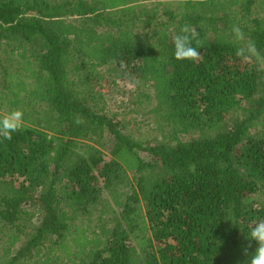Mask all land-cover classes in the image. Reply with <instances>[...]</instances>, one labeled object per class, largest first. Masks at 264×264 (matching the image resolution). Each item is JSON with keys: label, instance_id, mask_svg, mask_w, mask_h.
<instances>
[{"label": "trees", "instance_id": "obj_1", "mask_svg": "<svg viewBox=\"0 0 264 264\" xmlns=\"http://www.w3.org/2000/svg\"><path fill=\"white\" fill-rule=\"evenodd\" d=\"M130 5L0 0V97L20 85L19 110L36 100L50 134L21 127L0 138L1 264H248L255 252L264 62L236 56L232 27L264 54V0ZM185 24L199 34L196 61L174 58ZM122 77L141 84L128 113L151 102L147 114L165 125L159 139L143 144L109 114L106 96ZM105 131L116 144L109 160ZM136 152L147 159L129 177L114 155Z\"/></svg>", "mask_w": 264, "mask_h": 264}, {"label": "rangeland", "instance_id": "obj_2", "mask_svg": "<svg viewBox=\"0 0 264 264\" xmlns=\"http://www.w3.org/2000/svg\"><path fill=\"white\" fill-rule=\"evenodd\" d=\"M102 2L103 0H98ZM108 9L110 10H120V8L124 9L127 8L130 5V0H106ZM180 3L172 2L169 4V7L171 9H175L177 7H180ZM144 5H134V7L140 8ZM115 8V9H114ZM127 18V17H126ZM96 24H99V21L97 23H93L91 26H95ZM88 25V24H87ZM99 28V27H98ZM4 59L7 61H10L11 64H13V67H11L12 71H15L19 69L17 66V63L12 60L10 55L8 53L4 54ZM141 84H133L126 78H120L115 81V84L111 85V92H109L106 96L107 100V106L108 111L110 115H117L118 120L122 122V125H124V128H122V132L127 133V131L131 129H138L135 131L136 136H142L144 139H141L143 144L149 143V141H153L155 139H159L160 132L164 130V124L160 123L153 117L147 114L148 110L150 109L151 102L148 104H143L140 109L138 107V113H128L130 109L132 108L130 105V101H132L135 98L137 89ZM20 88V85H16L13 88V94L10 95L8 99H2L0 97V117L2 118L6 113L19 109L21 107V104L24 103V96L23 92L18 97V89ZM25 88H28L27 86ZM141 89V88H140ZM18 97V98H17ZM36 100L32 101L30 106L26 108V111L23 112V122L21 127H29L34 128L40 131H44L48 133L43 127H41L38 119V115L36 114V111L39 110V107L36 105ZM142 125V126H141ZM49 134V133H48ZM50 135V134H49ZM104 143L107 145L105 149L103 148L102 152L105 155V159L109 160L111 158V154H114V146L116 145L113 143V140L107 135V132H104ZM185 140L186 138H182ZM113 144V145H112ZM112 148V149H110ZM138 156H135L130 153H122L119 156L114 155V159L119 163V165L124 169V171L128 174L129 177L132 176L135 159L137 161V158L146 160L147 155L142 152H136ZM35 212L36 211H32ZM34 223H38V216L34 217L33 219ZM7 237H5L4 233H0V264L2 263V257H3V251L5 248L8 247ZM20 246V243L17 245ZM15 246V247H17Z\"/></svg>", "mask_w": 264, "mask_h": 264}, {"label": "clouds", "instance_id": "obj_3", "mask_svg": "<svg viewBox=\"0 0 264 264\" xmlns=\"http://www.w3.org/2000/svg\"><path fill=\"white\" fill-rule=\"evenodd\" d=\"M232 34L235 42L241 44L236 49V56L241 57L245 61L255 58L258 62H264V54H261L255 41L246 38L243 29L239 25L232 27ZM193 42L197 45L201 44L196 29L187 24L182 25L172 41L174 58L178 61L198 60L200 58V52L197 51V47L193 46ZM23 115L21 110L15 109L0 118V138L11 140L12 134L20 130L22 126ZM248 239L255 241L257 245L248 264H264V219H259L254 224L249 232ZM245 255H247V249H245Z\"/></svg>", "mask_w": 264, "mask_h": 264}]
</instances>
